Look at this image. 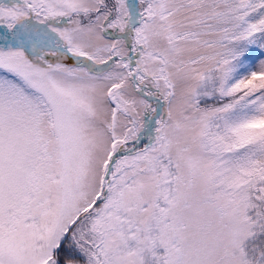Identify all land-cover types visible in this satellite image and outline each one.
I'll use <instances>...</instances> for the list:
<instances>
[{
  "label": "snow or ice",
  "instance_id": "snow-or-ice-1",
  "mask_svg": "<svg viewBox=\"0 0 264 264\" xmlns=\"http://www.w3.org/2000/svg\"><path fill=\"white\" fill-rule=\"evenodd\" d=\"M0 264H264V0H0Z\"/></svg>",
  "mask_w": 264,
  "mask_h": 264
}]
</instances>
